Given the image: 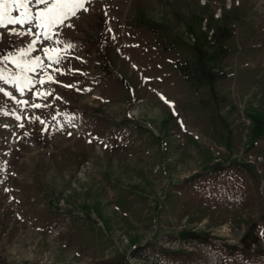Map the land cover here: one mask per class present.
<instances>
[{
  "label": "rangeland",
  "instance_id": "obj_1",
  "mask_svg": "<svg viewBox=\"0 0 264 264\" xmlns=\"http://www.w3.org/2000/svg\"><path fill=\"white\" fill-rule=\"evenodd\" d=\"M85 8L0 28V264H146L207 234L264 253V0ZM225 174L254 207L195 204Z\"/></svg>",
  "mask_w": 264,
  "mask_h": 264
},
{
  "label": "trees",
  "instance_id": "obj_2",
  "mask_svg": "<svg viewBox=\"0 0 264 264\" xmlns=\"http://www.w3.org/2000/svg\"><path fill=\"white\" fill-rule=\"evenodd\" d=\"M196 190L203 196L200 200L194 198L199 206H210L208 198L218 206L230 209H249L255 205L249 184L236 176L225 175L218 181L205 180ZM185 243L192 249L188 254H178L146 243L135 247L131 256L148 264H264V253L261 251L247 256L209 234L191 236Z\"/></svg>",
  "mask_w": 264,
  "mask_h": 264
},
{
  "label": "snow or ice",
  "instance_id": "obj_3",
  "mask_svg": "<svg viewBox=\"0 0 264 264\" xmlns=\"http://www.w3.org/2000/svg\"><path fill=\"white\" fill-rule=\"evenodd\" d=\"M33 2L37 5H47V7L33 14L28 7ZM91 2L92 0H0V28L4 27L6 24L30 25L35 19L39 21L38 27L41 29H51L53 25L61 24L67 17L76 16L78 10L87 11L85 4ZM21 8L24 9V11L21 13L20 18L9 15V13ZM12 34L19 35V33L15 32ZM42 34L45 39L51 38L48 32ZM57 62H59L58 59ZM37 64L41 68L44 67L38 60ZM0 81H4L5 83L11 82L5 78L2 70H0ZM65 87H71V85H65ZM0 91H3V89H0ZM35 107H40V105H35Z\"/></svg>",
  "mask_w": 264,
  "mask_h": 264
}]
</instances>
